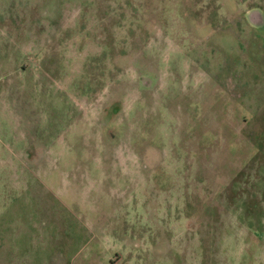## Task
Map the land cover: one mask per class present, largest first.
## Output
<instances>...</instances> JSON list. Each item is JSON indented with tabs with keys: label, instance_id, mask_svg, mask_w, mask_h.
<instances>
[{
	"label": "rangeland",
	"instance_id": "rangeland-1",
	"mask_svg": "<svg viewBox=\"0 0 264 264\" xmlns=\"http://www.w3.org/2000/svg\"><path fill=\"white\" fill-rule=\"evenodd\" d=\"M264 0H0V264H264Z\"/></svg>",
	"mask_w": 264,
	"mask_h": 264
},
{
	"label": "water",
	"instance_id": "water-1",
	"mask_svg": "<svg viewBox=\"0 0 264 264\" xmlns=\"http://www.w3.org/2000/svg\"><path fill=\"white\" fill-rule=\"evenodd\" d=\"M245 16L251 26L257 28L264 27V11L261 8H253Z\"/></svg>",
	"mask_w": 264,
	"mask_h": 264
},
{
	"label": "flooded vegetation",
	"instance_id": "flooded-vegetation-1",
	"mask_svg": "<svg viewBox=\"0 0 264 264\" xmlns=\"http://www.w3.org/2000/svg\"><path fill=\"white\" fill-rule=\"evenodd\" d=\"M246 18V17H245ZM247 20V19H246ZM248 22V21H247ZM249 23V22H248ZM250 27H252L253 29H255V30H260L259 28H257V27H254V26H251V24H250Z\"/></svg>",
	"mask_w": 264,
	"mask_h": 264
}]
</instances>
